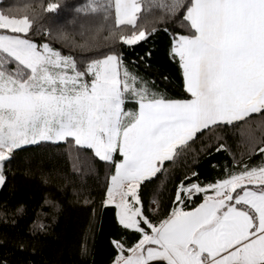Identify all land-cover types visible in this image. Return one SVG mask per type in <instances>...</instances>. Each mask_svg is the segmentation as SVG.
Instances as JSON below:
<instances>
[{
	"label": "snow or ice",
	"instance_id": "snow-or-ice-1",
	"mask_svg": "<svg viewBox=\"0 0 264 264\" xmlns=\"http://www.w3.org/2000/svg\"><path fill=\"white\" fill-rule=\"evenodd\" d=\"M142 5L165 9L183 30L164 29L190 98H169L125 63L123 49L147 43L157 31L138 23ZM61 7L50 2L44 11L54 19ZM74 11L102 15L105 40L113 41L107 51L94 58L64 54L33 38L41 32L33 16L0 10V188L28 146L67 144L77 162L87 153L108 169L102 205L111 206L122 230L110 241V264H264V135L248 134L247 155L258 153V164L233 157L234 167L208 183L190 172L162 217L150 206L153 216L146 214L140 193L190 142L217 129L245 135L253 123L264 133V0H85ZM42 34L67 39L59 30ZM216 140L206 148L227 150ZM41 207L48 211L26 230L0 232V264H23L15 253L38 254L50 230L46 218L59 205L46 198ZM26 215L23 204L0 206L5 227L19 229ZM79 254L90 256L91 244L83 242Z\"/></svg>",
	"mask_w": 264,
	"mask_h": 264
},
{
	"label": "trees",
	"instance_id": "trees-1",
	"mask_svg": "<svg viewBox=\"0 0 264 264\" xmlns=\"http://www.w3.org/2000/svg\"><path fill=\"white\" fill-rule=\"evenodd\" d=\"M50 2L62 5L54 19L44 11V7ZM95 2L102 3L104 0ZM151 2L152 0H144V4ZM84 4L85 0H0V10H12L17 14L27 12L33 16L37 26L41 27V32L33 37L37 42L47 40L64 54L94 58L107 51L113 41L105 40L108 30L101 14L74 11L76 7ZM174 19L169 18L165 9L153 7L150 11H145L142 5L138 23L149 31L153 27L157 31L148 37L147 43L141 42L140 46L134 49L125 48L123 51L125 63L130 70L145 79L154 80L155 87L164 91L169 98L185 99L190 98V95L183 88V77L178 63L168 55L170 36L164 31L165 28L169 32L183 31L173 22ZM44 28L53 32L63 31L67 34V39L44 37ZM116 43L119 44L118 41ZM146 51L152 52L151 57L144 55ZM139 57L144 59L140 60ZM133 60L136 61L135 64L131 63ZM163 76L167 80L162 79ZM253 116L258 121L256 114ZM249 133L255 137L264 135L261 128L253 123L250 129H245V135H241L239 131L232 134L217 129L203 139L190 142L189 147L174 163L165 162V169L161 173L141 185L140 193L146 214L150 218L153 216L147 211L150 206L161 217L165 215L172 206L176 186L181 180L188 183L184 177L192 171L198 174V182L208 183L220 178L225 166L229 169L234 167L233 157L242 163L258 164L261 160L258 153L252 154L250 158L247 155ZM217 136L226 143L227 150L215 151L214 148H206L210 141L214 145L220 142L216 140ZM74 164L76 168L73 167ZM10 169L7 173V187L0 188V206L14 207L23 204L27 215L19 221V229L0 224V232L13 235L18 230H26L38 212L48 211L46 207H41L46 198L55 200L59 205L46 218L50 230L41 238L38 254L32 256L29 253H15L23 264L28 261L33 264H110L114 254L110 241L119 238L122 230L115 221L111 206L102 205L109 175L103 162L87 153L81 154L77 162L75 153L71 152L67 144L59 147L28 146L26 151L20 152L13 160ZM191 179L195 180L196 177ZM193 199L198 203L202 196L197 194ZM153 200L157 203H150ZM127 238L135 239L131 236ZM85 241L91 244V255L81 258L79 250Z\"/></svg>",
	"mask_w": 264,
	"mask_h": 264
}]
</instances>
